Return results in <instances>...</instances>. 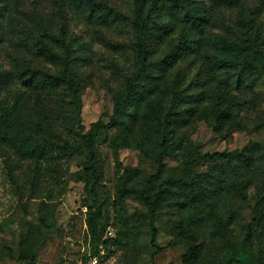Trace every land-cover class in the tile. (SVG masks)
Segmentation results:
<instances>
[{
    "label": "rangeland",
    "instance_id": "374dc122",
    "mask_svg": "<svg viewBox=\"0 0 264 264\" xmlns=\"http://www.w3.org/2000/svg\"><path fill=\"white\" fill-rule=\"evenodd\" d=\"M7 110L0 264H264V0H0ZM37 124L68 157L26 132ZM97 124L94 185L83 151Z\"/></svg>",
    "mask_w": 264,
    "mask_h": 264
},
{
    "label": "trees",
    "instance_id": "16d2710c",
    "mask_svg": "<svg viewBox=\"0 0 264 264\" xmlns=\"http://www.w3.org/2000/svg\"><path fill=\"white\" fill-rule=\"evenodd\" d=\"M164 0H153V6L156 7L158 4L162 3ZM150 22H151V15L148 14L146 18H142V13L139 12L136 21L134 22L135 32H136V39L137 43L139 45V59L141 61V68L140 73H145L147 70V61H148V48H147V42H148V34L150 32ZM56 41L62 44L64 48L67 49V35L63 34L61 36H55ZM68 57V55L66 56ZM65 73H64V79H69V63L67 62V59L65 61ZM71 81V80H70ZM25 100H28L27 102H30L34 104L35 106L40 107L41 104L46 103L47 105H50V103L47 101L46 97L42 95L40 92L37 91H31L26 96L23 97ZM41 108V107H40ZM115 111L118 114L120 112V103L116 105ZM10 116V110L4 111L0 115V133H3V131L7 130L10 125H12V120L9 119ZM51 114H43V122L44 123H50L51 121ZM101 124V123H100ZM112 124V123H111ZM38 124L36 125L37 128ZM99 126V128H98ZM34 129V127H25L26 132H34L41 136V140L38 142V144H44L46 142H50L52 146H54L55 150L58 152L57 156L54 157H68V155L72 151V143L67 140L66 138L61 139L60 141H51L49 139H45L47 136L48 130H51L49 128H46L44 126H39L37 129ZM51 128V127H50ZM101 125L97 124L88 134L86 137L85 147L86 151H83L86 155V166L91 171V173L94 175V185H96V182L98 180V166L94 160L95 157V141L98 139L100 134ZM36 131V132H35ZM56 133V132H55ZM48 140V141H47ZM228 156H232L230 153ZM201 159H222L226 158L225 153L223 152H215V153H205L200 156ZM159 164L162 165L163 161H159ZM142 199L144 200L146 206L150 209L152 213V227L154 232V239L157 235V227L155 225L156 223V214L157 209L154 200L147 192H142L141 195ZM90 224L94 230L97 227L96 221L93 218H90ZM244 261L240 258H237V255L234 257V261H231L232 264H244ZM29 264H35V259H33Z\"/></svg>",
    "mask_w": 264,
    "mask_h": 264
},
{
    "label": "built area",
    "instance_id": "2783aa9c",
    "mask_svg": "<svg viewBox=\"0 0 264 264\" xmlns=\"http://www.w3.org/2000/svg\"><path fill=\"white\" fill-rule=\"evenodd\" d=\"M89 264H114V263H109V262H104V261H101L99 257H93Z\"/></svg>",
    "mask_w": 264,
    "mask_h": 264
}]
</instances>
